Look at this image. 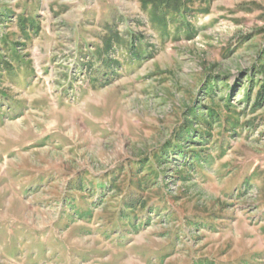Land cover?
<instances>
[{"label": "rangeland", "instance_id": "rangeland-1", "mask_svg": "<svg viewBox=\"0 0 264 264\" xmlns=\"http://www.w3.org/2000/svg\"><path fill=\"white\" fill-rule=\"evenodd\" d=\"M159 1L0 0V264H264V0Z\"/></svg>", "mask_w": 264, "mask_h": 264}, {"label": "trees", "instance_id": "trees-1", "mask_svg": "<svg viewBox=\"0 0 264 264\" xmlns=\"http://www.w3.org/2000/svg\"><path fill=\"white\" fill-rule=\"evenodd\" d=\"M172 3L175 4L173 0H160L159 2L156 3V6L155 7H156L157 11H161L162 10V13L165 14V11H169V10L173 11L174 10V7H173V4ZM181 5H182V3L180 2L179 3V7H177L178 11L182 7ZM182 12L185 13L184 10ZM139 172L142 173L143 170H140ZM113 178L115 179L116 177L115 176L114 177L111 176L110 181L112 182V184H114ZM102 188H103V186H102Z\"/></svg>", "mask_w": 264, "mask_h": 264}]
</instances>
